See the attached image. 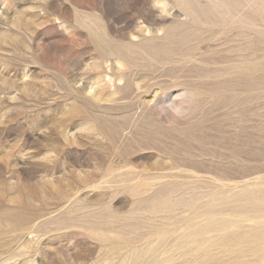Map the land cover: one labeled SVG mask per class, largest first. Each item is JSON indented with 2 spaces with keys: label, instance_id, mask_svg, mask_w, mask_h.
Listing matches in <instances>:
<instances>
[{
  "label": "rangeland",
  "instance_id": "rangeland-1",
  "mask_svg": "<svg viewBox=\"0 0 264 264\" xmlns=\"http://www.w3.org/2000/svg\"><path fill=\"white\" fill-rule=\"evenodd\" d=\"M0 264H264V0H0Z\"/></svg>",
  "mask_w": 264,
  "mask_h": 264
},
{
  "label": "bare ground",
  "instance_id": "bare-ground-1",
  "mask_svg": "<svg viewBox=\"0 0 264 264\" xmlns=\"http://www.w3.org/2000/svg\"><path fill=\"white\" fill-rule=\"evenodd\" d=\"M188 5H189V4H188ZM228 6H229V5H228ZM188 8H189V7H188ZM256 8H257V7H256ZM228 9H229V8H228ZM188 13H189V12H188ZM254 16H255V15H254ZM97 43H98V42H97ZM97 43H96V44H97ZM151 43H152V42H151ZM94 44H95V43H94ZM255 47H256V45H255ZM161 48H162V47H161ZM163 48H164V46H163ZM253 48H254V47H253ZM152 49H154V48L152 47ZM255 49H256V48H255ZM118 50H119V49H118ZM257 50H258V49H257ZM112 52H114V51H112ZM190 52H191V51H190ZM190 52H189V53H190ZM191 53H192V52H191ZM184 54H185V53H184ZM173 57H174V56H173ZM191 57H192V55H191ZM193 57H194V56H193ZM162 58H163V57H162ZM162 58H161V59H162ZM155 60H156V59H155ZM158 61H159V60H158ZM160 61H161V60H160ZM154 62H155V61H154ZM165 62H166V61H165ZM167 62H169V61H167ZM167 62H166V63H167ZM203 62H204V61H203ZM161 63H162V62H161ZM161 63H160V64H161ZM158 64H159V63H158ZM161 65H162V64H161ZM171 67H172V66H171ZM252 69H253V68H252ZM207 71H208V70H207ZM204 73H205V72H204ZM208 74H209V72H208ZM247 78H248V77H247ZM232 79H233V78H232ZM229 80H230V79H229ZM246 80H247V79H246ZM246 80H245V81H246ZM259 81H260V80H259ZM225 83H226V82H225ZM217 84H218V83H217ZM215 86H216V85H215ZM253 86H255V85H253ZM245 88H246V87H245ZM226 92H227V91H226ZM228 92H229V90H228ZM202 93H203V92H202ZM177 94H178V93H177ZM226 94H227V93H226ZM161 95H162V94H161ZM163 97H164V96H163ZM248 97H249V96H248ZM160 98H161V97H160ZM158 100H159V99H158ZM228 102H229V101H228ZM230 103H231V102H230ZM250 103H251V102H250ZM223 104H224V103H223ZM239 105H240V104H239ZM18 113H19V112H18ZM254 117H255V116H254ZM245 118H246V117H245ZM148 119H149V118H148ZM148 119H147V120H148ZM149 121H150V120H149ZM254 121H255V120H254ZM150 122H151V121H150ZM152 123H153V122H152ZM150 125H151V124H150ZM257 128H258V127H257ZM261 128H262V127H261ZM162 129H163V128H162ZM115 131H116V130H115ZM2 141H3V140H2ZM217 141H218V139H217ZM236 150H237V149H236ZM195 168H196V167H195ZM257 194H258V193H257ZM195 209H196V208H195ZM259 209H260V208H259ZM166 217H167V216H166ZM162 219H163V218H162ZM136 228H137V227H136ZM136 230H137V229H136ZM153 233H154V232H153ZM205 233H206V232H205ZM130 234H131V233H130ZM130 234H129V235H130ZM154 249H155V248H154ZM127 258H128V257H127ZM122 259H123V258H122ZM124 259H125V258H124ZM122 261H123V260H122ZM150 261H151V260H150Z\"/></svg>",
  "mask_w": 264,
  "mask_h": 264
}]
</instances>
